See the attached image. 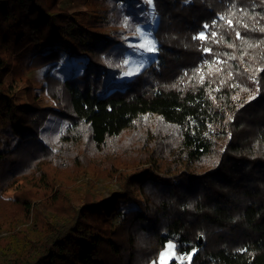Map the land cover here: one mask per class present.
<instances>
[{"label":"trees","instance_id":"obj_1","mask_svg":"<svg viewBox=\"0 0 264 264\" xmlns=\"http://www.w3.org/2000/svg\"><path fill=\"white\" fill-rule=\"evenodd\" d=\"M122 1L0 0V264H151L168 241L195 250L168 264H264V0ZM138 24L157 44L119 80ZM42 66L49 105L16 103L5 77Z\"/></svg>","mask_w":264,"mask_h":264},{"label":"rangeland","instance_id":"obj_2","mask_svg":"<svg viewBox=\"0 0 264 264\" xmlns=\"http://www.w3.org/2000/svg\"><path fill=\"white\" fill-rule=\"evenodd\" d=\"M84 0H60L59 5L62 8L67 9L68 11H74L76 9L81 8L82 2ZM128 0H123L122 2H118V5L123 7L127 6ZM203 35V33H201ZM125 42L128 45V50L126 52V57L123 63V67L121 69V74L118 79L130 77L135 74L142 67V63L138 61L139 55L147 50L149 47L156 45V39L153 36L151 28L148 24H138L135 28V31L125 35ZM63 55L62 62L66 64V67L70 64H75L76 60L66 54ZM62 53V54H63ZM43 71L32 69L25 73V76L28 79V83L26 84L23 81H17L12 78L9 74L5 77L4 82L11 86L15 93V102L18 104H27L29 97L28 91H30L31 95L35 97L36 101L42 105H49L46 98L40 91L41 80L43 77ZM31 86L30 90L28 86ZM245 99L250 98V95H245ZM53 123L46 125V130H42L41 137L43 140L50 146V148L55 151L58 149L60 143L63 139V131L64 126L61 127L57 132H51V126ZM1 130V126H0ZM0 132V139H1ZM120 182L116 181L115 178L112 180L107 178H98L97 185L95 186V191L101 194L104 197L110 196L112 191L120 190ZM136 207V203L131 199H121L117 204V211H124L131 208ZM116 220V219H115ZM0 235H5V232L0 233ZM195 250H191L188 253L177 254L175 249V242L168 241L166 242L164 248L160 251L158 258L156 261L151 264H168L171 260H176L177 262H182L185 260H189Z\"/></svg>","mask_w":264,"mask_h":264},{"label":"crops","instance_id":"obj_3","mask_svg":"<svg viewBox=\"0 0 264 264\" xmlns=\"http://www.w3.org/2000/svg\"><path fill=\"white\" fill-rule=\"evenodd\" d=\"M61 63H62V65H64V63L62 62V61H60ZM46 68H47V66H42V67H40V68H37V70L39 69V70H42L43 72V74H44V72H45V70H46ZM42 74V75H43ZM42 81V80H41Z\"/></svg>","mask_w":264,"mask_h":264},{"label":"water","instance_id":"obj_4","mask_svg":"<svg viewBox=\"0 0 264 264\" xmlns=\"http://www.w3.org/2000/svg\"><path fill=\"white\" fill-rule=\"evenodd\" d=\"M198 240H199V243H201V242H202V238H201L200 236H199V239H198Z\"/></svg>","mask_w":264,"mask_h":264}]
</instances>
